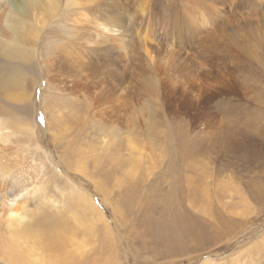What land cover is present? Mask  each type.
Instances as JSON below:
<instances>
[{"label":"rangeland","instance_id":"obj_1","mask_svg":"<svg viewBox=\"0 0 264 264\" xmlns=\"http://www.w3.org/2000/svg\"><path fill=\"white\" fill-rule=\"evenodd\" d=\"M50 1L0 35V264H264V0Z\"/></svg>","mask_w":264,"mask_h":264},{"label":"bare ground","instance_id":"obj_2","mask_svg":"<svg viewBox=\"0 0 264 264\" xmlns=\"http://www.w3.org/2000/svg\"><path fill=\"white\" fill-rule=\"evenodd\" d=\"M3 0H0V2H2ZM138 1V0H137ZM146 2V0H142V1H140L139 0V2L137 3H134V6H136L137 7V9L141 12V13H143V11L145 10V8H146V4L144 5V7H142V4L143 3H145ZM52 3H54V2H51L50 0H12L10 3H7V4H5L4 3V5L3 6H1L0 8H3L2 10H0L1 11V13H0V35L2 36V38L1 39H3V37L4 36H8L9 38L10 37H12V38H17V36H18V33H19V31L20 30H22L24 27H26V25L28 24V21H29V18L30 17H32L33 15H34V12L36 11V9H39L40 7H43V6H45L46 5V8H48L49 7V9H54V5L52 4ZM56 10V9H55ZM96 11V10H95ZM106 11L107 10H105V11H101V10H99V13L100 14H102L101 16H95L94 18H92V25L94 26L92 29L94 30L93 31V33H88V35H84L85 37L84 38H90V39H87V42L88 43H91V41H94L95 40V38H94V36H95V34H97L98 35V33H101V31L102 30H107L109 33L110 32H112L113 30H115V31H119L120 29H122V31H124L125 30V28L123 27V26H121V28L119 27V25L117 24V23H115L114 21V19H110V17H107L104 13H106ZM92 12V11H91ZM95 14V13H94ZM109 14V13H108ZM132 14V13H131ZM131 16V15H130ZM206 19V18H205ZM204 19V20H205ZM207 20H208V18H207ZM207 22V21H206ZM97 30L98 31H100V32H97ZM23 31V30H22ZM27 31V30H26ZM24 32V31H23ZM21 34H23L22 32H21ZM27 34V33H26ZM137 34V33H136ZM24 35V34H23ZM28 35V34H27ZM64 36V35H63ZM20 37V36H19ZM24 37V36H23ZM27 37V36H26ZM31 37V36H30ZM29 37V38H30ZM6 38V37H5ZM12 38H10L11 40H12ZM83 38V39H84ZM98 38V37H97ZM145 39V38H144ZM16 40V39H15ZM85 41H86V39H84ZM1 41V40H0ZM17 41H19V40H16V42ZM7 42V41H6ZM54 42V41H53ZM8 43V42H7ZM12 43V42H11ZM10 43V44H11ZM18 43V42H17ZM59 44V43H58ZM93 44V43H92ZM16 45V44H15ZM144 45V44H143ZM14 46V45H13ZM57 46V45H56ZM120 46V45H119ZM10 47V46H9ZM15 48H17V45L15 46ZM7 49V48H6ZM68 49V52H67V54H68V57L69 58H71V54H75V58L76 57H80V55H79V52H77V53H74V52H76V50H73L72 48H70V47H66V48H63V52L64 51H66ZM15 50V49H14ZM17 50V49H16ZM20 50H21V48H20ZM18 51V50H17ZM16 51V52H17ZM11 52V51H10ZM10 52H8V53H10ZM15 52V51H14ZM21 52H22V50H21ZM126 52V51H125ZM124 52V53H125ZM23 53V52H22ZM22 53H20V55L18 54V56L17 55H15L14 56V58L15 57H20V58H25L24 57V55L22 54ZM145 53V52H144ZM121 54V53H120ZM6 55V54H5ZM12 55V54H11ZM148 55V54H147ZM7 56V55H6ZM26 56V55H25ZM9 58H11V57H9ZM19 59V58H18ZM15 60V59H14ZM82 60H84V59H82ZM13 76V75H12ZM13 78H15V76L13 77ZM11 81H17L16 79L14 80V79H12ZM10 82V81H9ZM11 84L13 83V82H10ZM10 85V84H9ZM11 87H13L12 85H11ZM115 118V117H114ZM121 118V117H120ZM119 120V119H118ZM0 123H1V121H0ZM3 123V122H2ZM9 123V122H8ZM1 125V124H0ZM3 125V124H2ZM8 127V126H7ZM4 128V127H3ZM6 128V127H5ZM4 128V129H5ZM11 128V127H10ZM6 129H8V128H6ZM1 131H2V129H1ZM5 132L6 131H9V130H4ZM4 131H2V132H4ZM30 132H32V130L30 131ZM11 133V132H10ZM8 134V135H11V134ZM30 134V133H29ZM31 134H33V133H31ZM4 135V134H3ZM7 135V134H6ZM32 136V135H31ZM5 137V136H4ZM9 137V136H8ZM6 138V137H5ZM2 139H4V138H1V140ZM6 140V139H5ZM1 142H3V141H0V143ZM7 142H9V139H8V141ZM6 142V143H7ZM5 143V142H4ZM7 145V144H6ZM1 147H3V146H1ZM131 147V146H130ZM4 148V147H3ZM1 150H2V148H1ZM7 151H8V149H6ZM4 151V153L6 152L5 151V149L3 150ZM16 162H17V160H16ZM15 162V163H16ZM2 164V165H1ZM1 164H0V167H7V168H11L12 167V165L11 166H9V164H8V166H5L6 164H4L3 162H1ZM4 164V165H3ZM4 177V178H3ZM0 178L2 179V181H5L6 183H7V181H6V179H8V180H11V179H13L12 178V175L10 174V173H3V175H2V173L0 172ZM14 182H15V185H17L18 186V188L20 187L21 189H22V187H21V185H20V181L19 180H14ZM14 182H13V180H11V181H9V184H11L12 185V187H13V191L15 190L14 189ZM3 188V183L1 182V180H0V189H2ZM17 188V187H16ZM17 188V189H18ZM19 188V190H21ZM35 189V188H34ZM18 190V191H19ZM22 191H23V189H22ZM35 191H37V189H35ZM19 193V192H18ZM17 196V194L16 193H14V194H9L8 192H4V191H2L1 190V193H0V213H2L3 215H4V217H7L6 219H8V220H10L11 222H12V220L17 224V226L19 227V224H21V222H22V220H25L24 218L25 217H23V216H21V214L20 213H18V210H17V208H15V205H16V202H17V200L16 199H14V198H10V199H8V197H12V196ZM4 217H2L3 219H4ZM1 220V219H0ZM5 220V219H4ZM16 224H15V226H16ZM7 225H9V224H7ZM11 226V225H10ZM12 226H14L13 224H12ZM22 226V225H21ZM18 227H17V230H18ZM13 228V227H12ZM11 228V229H12ZM9 229V228H8ZM10 229V230H11ZM12 231V230H11ZM13 231H15V230H13ZM20 238V237H19Z\"/></svg>","mask_w":264,"mask_h":264},{"label":"snow or ice","instance_id":"obj_3","mask_svg":"<svg viewBox=\"0 0 264 264\" xmlns=\"http://www.w3.org/2000/svg\"><path fill=\"white\" fill-rule=\"evenodd\" d=\"M37 119L41 124H44L45 122V118L43 116V114H37Z\"/></svg>","mask_w":264,"mask_h":264}]
</instances>
